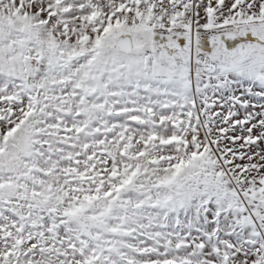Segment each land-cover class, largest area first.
Returning <instances> with one entry per match:
<instances>
[{"label": "snow or ice", "instance_id": "1", "mask_svg": "<svg viewBox=\"0 0 264 264\" xmlns=\"http://www.w3.org/2000/svg\"><path fill=\"white\" fill-rule=\"evenodd\" d=\"M0 264H264V0H0Z\"/></svg>", "mask_w": 264, "mask_h": 264}]
</instances>
